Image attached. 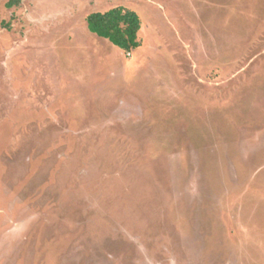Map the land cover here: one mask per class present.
Wrapping results in <instances>:
<instances>
[{
	"label": "rangeland",
	"instance_id": "1",
	"mask_svg": "<svg viewBox=\"0 0 264 264\" xmlns=\"http://www.w3.org/2000/svg\"><path fill=\"white\" fill-rule=\"evenodd\" d=\"M11 1L0 264H264V0Z\"/></svg>",
	"mask_w": 264,
	"mask_h": 264
},
{
	"label": "trees",
	"instance_id": "2",
	"mask_svg": "<svg viewBox=\"0 0 264 264\" xmlns=\"http://www.w3.org/2000/svg\"><path fill=\"white\" fill-rule=\"evenodd\" d=\"M21 0H12L9 5ZM88 27L96 35L130 52L141 46L139 32L142 22L139 14L124 6H116L105 12L91 13Z\"/></svg>",
	"mask_w": 264,
	"mask_h": 264
}]
</instances>
